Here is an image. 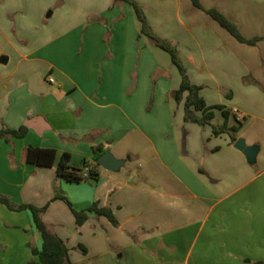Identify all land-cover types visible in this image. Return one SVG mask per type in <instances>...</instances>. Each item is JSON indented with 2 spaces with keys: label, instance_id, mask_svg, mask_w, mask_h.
Segmentation results:
<instances>
[{
  "label": "crops",
  "instance_id": "1",
  "mask_svg": "<svg viewBox=\"0 0 264 264\" xmlns=\"http://www.w3.org/2000/svg\"><path fill=\"white\" fill-rule=\"evenodd\" d=\"M113 1L0 0V58L8 59L0 64V130L28 129L0 140V196L46 207L42 220L73 264H264V91L238 81L239 60L221 43L206 55L203 25L164 32L182 0H133L152 33L177 46L206 105L224 106L229 127L241 123L236 141L259 147L249 164L229 134H213L222 111L212 127L185 122L188 94L180 103L172 96L182 79L170 55L141 34L129 3ZM37 75L43 93L30 90ZM130 136L144 140L145 158L133 157L149 173L139 164L119 173L99 167L97 181L57 176L64 153L74 168L93 163L94 148L126 159L120 146ZM28 147L55 150V165L25 163ZM56 191L75 211L111 209L118 225L89 213L78 226ZM41 247L30 211L0 204V264L38 263L32 250Z\"/></svg>",
  "mask_w": 264,
  "mask_h": 264
},
{
  "label": "trees",
  "instance_id": "2",
  "mask_svg": "<svg viewBox=\"0 0 264 264\" xmlns=\"http://www.w3.org/2000/svg\"><path fill=\"white\" fill-rule=\"evenodd\" d=\"M113 2L114 4L119 2L129 3L134 8L136 16L142 24L141 34L145 35L153 45L164 50L170 55L171 63L177 68L182 79L179 89L174 91L172 96L177 103H180L182 101L183 94H188L185 100V122L196 123L199 125H210L215 116L214 110H220L223 113L225 121L222 125L212 127L213 134L215 136L223 133L229 134L232 141L235 142L236 134L241 123L237 121L238 126L229 127L227 124L229 113L225 110L224 106L206 105L204 99L200 96L201 87L192 84L188 76L187 69L180 57L177 46L170 41L158 38L152 33L144 10L137 2L133 0H114ZM191 2L196 9L204 11L213 21H215L222 29H224L239 43L253 47L260 42H264V37H254L251 39L244 37L237 25L229 20L219 10L215 8L208 10L205 9L202 6L200 0H191ZM197 113H201V117L196 116ZM27 132L28 129L26 127H21L18 130L3 128L0 130V140H5L9 143L12 139L24 138ZM93 152V163L90 164L85 162L83 168L72 167L70 165V154L64 153L61 157V160L57 164V176L69 183H79L89 179L97 181L99 179L98 169L100 166L97 164L96 160L105 151H103L101 148H94ZM23 160L27 164L43 168H50L56 163V151L53 149L28 147L23 153ZM86 169H88L87 179L85 177ZM54 200H63L68 204L75 216L76 224L78 226H82L88 220L89 213H95L98 216H104L113 225H118L111 209L98 208V205L94 204L85 211H75L68 199L59 191H56ZM0 204L6 206L12 211L28 210L32 215L34 226L42 238V247L40 251L32 250L33 255L38 256L39 262L35 263L34 261H30L29 264H73L69 258L70 249L67 247L64 240L53 233L42 220V215L44 214L46 207L36 208L31 205L16 206L4 196H0ZM80 250L84 253L86 252L83 246H80Z\"/></svg>",
  "mask_w": 264,
  "mask_h": 264
},
{
  "label": "rangeland",
  "instance_id": "3",
  "mask_svg": "<svg viewBox=\"0 0 264 264\" xmlns=\"http://www.w3.org/2000/svg\"><path fill=\"white\" fill-rule=\"evenodd\" d=\"M200 2L207 10L215 8L223 13L237 25L244 37L248 39L264 37V0H200ZM182 5L183 9L181 14L171 15L169 25L162 26L164 32L177 34L187 27L193 28L198 24L203 25L207 29V36L201 38L204 42L206 41L208 46L206 48V55L209 56L215 52L210 48L213 44L218 46V43L219 45L221 43V46L228 53L233 54L239 60V73L243 75H240L238 81L244 85L252 84L257 86V88H262L261 91H264V42H260L253 47L241 44L213 21L204 11L196 9L191 0H182ZM165 55L169 58L167 53ZM177 75L180 77L179 74ZM255 81L259 82V85L254 83ZM42 82H44V79ZM213 125L210 126L212 127ZM135 141L138 142V139L130 136L126 140V145L120 146L122 152L127 150L125 153H122L125 155L124 158L130 157L123 171L137 170L139 164H141L142 167L139 170L143 173H149L147 165L138 162L137 157H133L134 155L140 154L142 159L145 158L146 155L143 154L145 153L144 140H141L139 143Z\"/></svg>",
  "mask_w": 264,
  "mask_h": 264
},
{
  "label": "water",
  "instance_id": "4",
  "mask_svg": "<svg viewBox=\"0 0 264 264\" xmlns=\"http://www.w3.org/2000/svg\"><path fill=\"white\" fill-rule=\"evenodd\" d=\"M7 62V57L0 58V64H6ZM39 79L40 75H37L30 83V90L35 93H43L45 91V89L38 85ZM234 147L244 154L249 164H254L256 162L260 150L258 146H247L244 139H238ZM129 159V157L126 159H117L109 150H107L98 157L96 162L106 171L119 173L125 167V164Z\"/></svg>",
  "mask_w": 264,
  "mask_h": 264
},
{
  "label": "built area",
  "instance_id": "5",
  "mask_svg": "<svg viewBox=\"0 0 264 264\" xmlns=\"http://www.w3.org/2000/svg\"><path fill=\"white\" fill-rule=\"evenodd\" d=\"M49 81H50L51 83L54 82L53 79H50ZM85 177H86V179H87V177H88V171L85 172Z\"/></svg>",
  "mask_w": 264,
  "mask_h": 264
}]
</instances>
